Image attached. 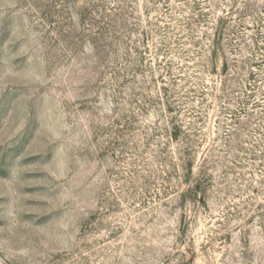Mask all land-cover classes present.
<instances>
[{
  "label": "rangeland",
  "instance_id": "obj_1",
  "mask_svg": "<svg viewBox=\"0 0 264 264\" xmlns=\"http://www.w3.org/2000/svg\"><path fill=\"white\" fill-rule=\"evenodd\" d=\"M0 264H264V0H0Z\"/></svg>",
  "mask_w": 264,
  "mask_h": 264
}]
</instances>
